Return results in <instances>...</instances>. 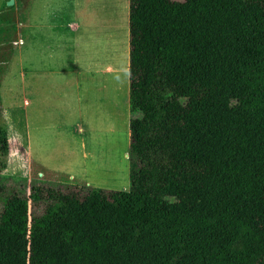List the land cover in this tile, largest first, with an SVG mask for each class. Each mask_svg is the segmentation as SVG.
Wrapping results in <instances>:
<instances>
[{"label":"trees","instance_id":"1","mask_svg":"<svg viewBox=\"0 0 264 264\" xmlns=\"http://www.w3.org/2000/svg\"><path fill=\"white\" fill-rule=\"evenodd\" d=\"M128 81V188L0 181V264H264V0H129Z\"/></svg>","mask_w":264,"mask_h":264},{"label":"rangeland","instance_id":"2","mask_svg":"<svg viewBox=\"0 0 264 264\" xmlns=\"http://www.w3.org/2000/svg\"><path fill=\"white\" fill-rule=\"evenodd\" d=\"M81 0H79L80 2ZM6 0L3 1L2 6L6 5ZM117 3V2H116ZM32 4V3H31ZM31 6V5H30ZM30 6L28 8L27 16L29 17ZM84 9L85 18L78 20L80 21V27L78 31V39L74 37L73 30L69 27L62 29V33L65 34L63 37V45L59 41V37L54 35L52 42L47 46V50H44L41 54L36 53L33 60H45L38 61L46 62L48 54H50L51 60L53 62V67L62 66L66 71H74L78 66L81 65L79 61H87L89 58L98 60L96 68H98L97 73L93 74L87 72L86 69H83L81 74L80 82L85 90L88 91L92 87L94 90V95L97 96V102L95 108L99 112H104L100 117L95 108L92 111H88L86 107L83 106L80 108V111L77 113L76 117L72 114H68L65 119L66 129L69 132L70 148L66 151L60 153L59 148L53 151L50 143L45 146L46 150L50 153H43L38 148L39 142H49L48 138L52 137V128L49 124L56 123L58 117L42 116L37 120V124H33V131L37 133L34 139L33 151L35 152L36 157L38 152L40 153V159L45 161L48 166H58L64 165L67 167L71 173L66 171H58L56 169L46 167V165L36 162L34 163L29 158L27 154V144H28V113L29 108L24 107V100H29V91H28V52H27V43L20 47L24 49L21 52L22 57V67H12V63L17 54V46H13V49H2L3 36L0 34V76L3 75V80L0 85V93L3 89V81L5 85V90H7V95L10 98H14L15 106L4 107L2 102V97L0 101L2 104V115H1V124L6 128L8 134V142L10 152L6 158L7 168L0 172V181L11 182L17 187L23 188L26 192H29L30 186L34 182L38 181H57L61 177L55 175L54 173H59L60 175H67L69 181H78L84 183L86 186L97 187L94 183L89 184L86 179V173L93 176L98 175L100 171H95L89 165H85L83 160L84 151L88 153L94 152L100 155L99 162H107L110 165L109 173L114 175L110 180L108 189L110 190H122L127 189L129 186V172H128V161L126 151L129 146V110H128V93H129V81L128 73L117 72L116 77L114 74L104 75L102 73V66L106 65L109 61L113 63L114 60V46H106L108 37H102L99 40L95 36L94 23L96 19V14H101L99 8V2L92 0L82 5ZM129 7V0H128ZM102 10V9H101ZM122 11H120L116 21L115 29L113 32L116 33L118 38V48L117 51V70L121 69L125 65V53H126V42H125V31L127 35V29L124 28V13L122 16ZM102 15L107 16L106 12L102 10ZM81 17V16H80ZM3 26V23L0 21V27ZM128 28V26H127ZM25 28L22 27L21 36L25 38ZM112 35V34H111ZM2 36V37H1ZM101 36V35H100ZM127 38V37H126ZM77 39V41H76ZM5 40V39H4ZM76 41L77 45L74 49L73 43ZM110 40H114L113 36H110ZM17 42V44H21ZM40 45V44H39ZM6 48V47H5ZM45 48V47H44ZM74 49V50H73ZM75 51V52H74ZM80 51V52H79ZM76 52L80 54V59L77 60ZM3 53V55H2ZM111 53V60L110 54ZM2 70V71H1ZM27 78V79H26ZM26 79V81H24ZM81 92V91H80ZM81 95V93H80ZM84 93H82L83 97ZM7 104V102H6ZM106 115V116H105ZM91 117V118H90ZM111 118V119H110ZM92 119V121H91ZM42 121L43 124H40ZM91 121V123H90ZM47 122V124H45ZM91 125V127H90ZM82 129V131L79 130ZM43 132V137L39 136V133ZM96 137H92V136ZM48 137V138H47ZM72 143L74 149H72ZM81 145L90 147L91 149H83ZM77 149V150H76ZM75 151V154H72ZM104 152L105 157L101 156V153ZM72 154V155H71ZM124 154V155H123ZM71 155V156H70ZM93 155V154H92ZM53 163V165H52ZM45 171H41L40 169ZM56 170V171H55ZM75 172H84V179L80 178L79 175H76ZM98 172V173H97ZM96 173V175L92 174ZM107 173V171H106ZM126 173V176H125ZM75 174V175H74ZM105 174V172H103ZM106 189V188H104Z\"/></svg>","mask_w":264,"mask_h":264},{"label":"crops","instance_id":"3","mask_svg":"<svg viewBox=\"0 0 264 264\" xmlns=\"http://www.w3.org/2000/svg\"><path fill=\"white\" fill-rule=\"evenodd\" d=\"M5 0H0V7ZM92 0H33L32 4L30 6L29 11V17L28 22L26 25H24L25 28V38L21 36V33L18 32L17 35V42L21 44L14 43L15 46H17V54L13 61L12 67H22V57L21 52L24 51V49L20 48L24 46L27 43V52H28V68H29V75H28V91H29V100H24L23 104L25 108H29L28 113V144H27V154L29 158L34 163V160L36 162H40L46 167L48 166L45 161L40 159V153L38 152V156L36 157L35 152L33 151V145H34V139L36 138L35 133L33 131V124H37V120L39 117H42L43 115L47 118L50 116L58 117V120H56V123L49 124L52 128V137L48 138L49 142H39L38 148L43 153H50L46 150L45 146L50 143L53 151L55 152L56 149H60L59 152L62 153L66 151L68 148H70V142L73 140H70L69 138V132L66 129L65 119L68 114H72V116L76 117L77 113L80 111V108H82V104L84 107L88 109V111H92L93 108L96 106L97 102V96L94 95V90L91 88L87 90L86 86L82 85L80 82L81 80V74L84 72L83 69H86L87 72H91L93 74L97 73L98 68L96 66L98 65V60L89 58L87 61H79L80 54L76 52L77 60L80 62L79 65L80 68L77 66L74 71H66L63 69L62 66L53 67V62L50 61L51 57L50 54H48L46 62H40L38 61H45V60H37V62H34V56L36 53L39 52L41 54L44 52V50H47L50 48L47 46L50 42H52L54 35L59 37V41L61 45H63V37H65L62 33V27L65 26V28L69 27L74 32V37H77L78 39V31L80 27V21L79 18L84 19V9L82 7L83 3L90 2ZM99 2V8L101 14H96V19L93 21L94 23V30H95V36H97L100 39L102 37H108L106 46H109L110 44H113L114 46V60L113 63L109 61L106 65L102 66V73L104 75H111L114 74V77H116L117 72H123L128 73V0H96ZM117 2V3H116ZM106 12L107 16L105 17L102 15V10ZM122 11L124 13V28L127 29V35L125 31V42H126V57H125V65L122 66L121 69L123 70H117L116 64H117V55L119 52L117 51L118 48V38L116 36V33L113 32V28L115 29V21L120 13ZM122 13V16H123ZM81 16V17H80ZM20 27L21 25H17ZM61 27V28H60ZM112 34V35H111ZM101 35V36H100ZM110 36L114 37V40H110ZM106 37V38H107ZM127 37V38H126ZM76 39V41H77ZM76 41L74 40L73 46L74 49L77 45ZM78 42V41H77ZM40 44V45H39ZM45 47V48H44ZM51 49V48H50ZM73 49V50H74ZM48 52V50H47ZM75 52V51H74ZM80 52V51H79ZM110 59L111 60V53ZM97 64V65H96ZM100 68V66L98 65ZM26 78V79H27ZM26 79L24 81H26ZM5 81H3V89L0 93V97H2V104L4 107L8 106H15L14 98H10L7 95V90H5ZM86 88V90H85ZM81 91V92H80ZM84 93L83 97L80 95ZM7 102V104H6ZM8 105V106H7ZM96 112L98 110L95 108ZM103 111H100L99 106V112L100 117L103 115ZM106 116V115H105ZM91 118V117H90ZM111 119V118H110ZM92 121V119H91ZM90 121V123H91ZM40 124H43L42 121ZM47 124V122L45 123ZM91 127V125H90ZM80 131H82L81 128H79ZM39 136H44L43 132L38 134ZM93 138L96 136H92ZM81 147L85 150L87 148L91 149L90 147H87L85 145H81ZM72 149H74L73 143H72ZM77 150V149H76ZM94 151L93 149H91ZM75 154V151L72 153ZM71 154V155H72ZM93 154V155H92ZM70 155V156H71ZM105 153L102 152L101 156L105 157ZM124 155V154H123ZM100 155L92 152H86L84 151L83 154V160L85 165H89L91 168H93L95 171H100L96 173H92L96 176H93L91 174L86 173V179L89 184L94 183L97 187L100 188H106L108 189L107 183L110 182L109 179H111L115 173L111 171V173H114L112 175L109 173V169L111 168L108 161L107 162H99ZM34 159V160H33ZM53 165V163H52ZM50 168L56 169L58 171H66L68 173H71L70 170L65 167L64 165L58 166L55 168L54 166H48ZM55 170V171H56ZM107 171V173H106ZM105 172V174H103ZM76 175H79L80 178L84 179V172H75ZM74 174V175H75ZM126 176V173H125Z\"/></svg>","mask_w":264,"mask_h":264},{"label":"water","instance_id":"4","mask_svg":"<svg viewBox=\"0 0 264 264\" xmlns=\"http://www.w3.org/2000/svg\"><path fill=\"white\" fill-rule=\"evenodd\" d=\"M15 1H16V0H8V1L6 2V6H7V7H11V6L14 4Z\"/></svg>","mask_w":264,"mask_h":264}]
</instances>
